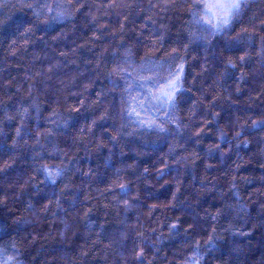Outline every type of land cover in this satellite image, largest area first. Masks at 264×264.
Returning <instances> with one entry per match:
<instances>
[{"label": "clouds", "instance_id": "obj_1", "mask_svg": "<svg viewBox=\"0 0 264 264\" xmlns=\"http://www.w3.org/2000/svg\"><path fill=\"white\" fill-rule=\"evenodd\" d=\"M0 264H264V0H0Z\"/></svg>", "mask_w": 264, "mask_h": 264}, {"label": "trees", "instance_id": "obj_2", "mask_svg": "<svg viewBox=\"0 0 264 264\" xmlns=\"http://www.w3.org/2000/svg\"><path fill=\"white\" fill-rule=\"evenodd\" d=\"M257 233H259V229H257Z\"/></svg>", "mask_w": 264, "mask_h": 264}]
</instances>
